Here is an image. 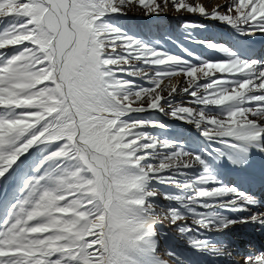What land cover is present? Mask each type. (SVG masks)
Masks as SVG:
<instances>
[{"label": "snow or ice", "instance_id": "obj_1", "mask_svg": "<svg viewBox=\"0 0 264 264\" xmlns=\"http://www.w3.org/2000/svg\"><path fill=\"white\" fill-rule=\"evenodd\" d=\"M127 2L0 0L4 26L0 30V178L29 149L55 145L42 162L41 166L51 162L46 171L24 181L22 198L0 219V264H141L140 256L155 252L152 239L158 221L156 205L149 198L157 193L148 183L159 181L165 171L205 164L199 155L180 150L158 165L144 163L153 158L150 149L171 145L161 144L141 129L163 125L125 117L163 111L161 101L170 98L157 89L166 77L185 75L189 87L183 91L194 103L221 108L218 115L224 119H208L203 110L172 107L169 102L172 117L206 124L202 135L232 147L236 146L233 140L252 142L264 137L261 62L231 59L178 67L186 64L182 57L154 50L104 22L109 14H126L121 6ZM174 5L178 11L218 19L250 34L264 32V0H231L211 12L185 0H174ZM132 61H141L147 70ZM151 69L160 70L149 75ZM124 76L144 78L153 87L136 88L135 81ZM238 76L244 78L229 79ZM199 78L208 82L200 84ZM201 88L205 95H198ZM145 97L147 108L133 107ZM181 157L190 160L181 162ZM197 182H214V178L201 176ZM236 192L220 185L200 188L184 199L209 209L225 206L221 198ZM169 210L173 223L182 219L178 210ZM197 216L199 225L212 226L206 214ZM238 222L264 224V212ZM206 243L193 241L198 248ZM240 264H264V252L245 256Z\"/></svg>", "mask_w": 264, "mask_h": 264}, {"label": "rangeland", "instance_id": "obj_2", "mask_svg": "<svg viewBox=\"0 0 264 264\" xmlns=\"http://www.w3.org/2000/svg\"><path fill=\"white\" fill-rule=\"evenodd\" d=\"M185 2L192 6L198 4L203 5L209 12L217 7L216 5V7L209 8L206 4L202 3V0H185ZM214 3L215 0H209L208 5H213ZM229 3H231V0H225L223 5ZM121 8L126 14H109L104 17V22L121 30L122 34L138 39L141 44L149 46L154 50H160L166 54L182 57L186 61V64L178 67L199 66L208 61H228L231 59L259 61L261 64H259L258 67H264V61H262V58L264 60V39H262L264 38V32L256 31L250 34L245 29L231 27L218 19H209L199 13H191L184 9L178 11L174 5V0H144L143 4L140 3V0H128ZM221 11L226 12L227 10L222 8ZM3 27V25H0V30H2ZM229 28H233L236 32L246 36L252 35L256 36L255 38L260 37L259 39L261 40L255 39L256 41L252 44L250 38L244 37L246 39V41H244L245 39L242 40L234 37L233 31L231 32ZM223 29H225V31L221 32ZM242 41L247 42L249 49L253 52V57L257 60L250 56V53H248ZM209 44H215L219 47L213 49L208 46ZM252 45H256L257 48ZM258 49H261V52ZM132 63L136 64L135 67L137 68H145L147 70V66L141 61H132ZM157 70L160 69H151L149 75H151L152 71ZM219 76L220 74H217V78ZM176 77H179V80L174 82ZM123 78L125 80H134L136 88L153 87L150 82H145L144 78L132 76H124ZM243 78L242 76H238L230 77L229 79L239 80ZM188 80L189 78L185 75L178 74L166 77L160 81V87L157 91H159L163 97L170 98V101L168 99L161 101L164 105V110L162 112L160 111V113H158L156 110L134 112L125 117L126 120L157 121L160 125H163L162 127H145L141 129V131L148 133L149 136L159 141L161 144H163V142H168L171 145L167 148L158 146L156 149H150L149 152L153 154V158L145 161V164L151 163L158 165L164 157L177 150L192 155H199L205 161V164L202 166L197 165L190 168L165 171L160 174L159 181L152 179L148 183V188L150 190H155L157 193L154 197H150L149 199L156 205L155 219L159 221L160 224L158 223L155 225V235L152 239L155 252L149 251L140 256L139 259L141 264H240V261L247 256L250 251L249 248L251 247V245L245 243V241H250V243L251 240H254V242L256 241L253 237V229L256 222H253L252 226L237 227L240 223L238 221H240L242 217H248L254 213L250 208L253 202L257 203L256 212H264V204L261 203V201H264V199H261L264 196L260 194L258 197L257 184L255 182L250 183L249 179L252 180L250 175L246 172L244 173L241 167L238 168L237 163L242 157L241 150H239L240 146L243 145L245 148L242 141L233 140L231 142L236 145L235 147H222V149H218L219 146L214 144L215 150H218V157H216L214 152L205 148L202 139H200V141L196 139L197 134L195 131L199 126L203 129L206 128V124L188 122L190 125L194 126V129H190L188 133V130L181 127L166 125L163 119L158 118V115H156L158 113L167 119L173 118L177 122H186V120L174 118L170 115L172 109L169 108L168 104L171 102L172 107H190L196 112L203 110L208 119L213 117L224 119L223 116L218 115L222 111L221 108L214 106L203 107L193 102V98L183 91V89L189 87ZM206 82L208 81L199 78L200 84ZM173 87L176 88L175 93H172ZM194 90L196 89H190V91ZM198 95H205L202 88L198 90ZM147 99L148 97H145L143 101L134 103L133 107H138L142 104L147 108ZM249 106L251 105H246L245 107ZM254 106L255 102H253V107ZM249 118L254 117L249 116ZM218 142L221 143L220 140H218ZM221 144L226 145L227 143ZM54 149L55 145L51 147H46L44 145L34 146L31 148V152H27L20 157L21 160L11 169L10 175L8 174L0 178V219H3L11 206L22 198L24 181L28 177L39 176L46 171L51 162L41 166L42 162L49 152ZM218 159L222 165H224L226 174L223 167L218 162ZM189 160L190 157L180 158L181 162H187ZM172 163L175 164L177 161H172ZM205 169H207V171H205ZM234 173L245 174L249 179L244 175L239 177ZM206 175L213 177L214 182H197L198 177ZM169 177L171 179L167 180L166 178ZM225 179L228 180L227 183H225ZM185 185H190V187L186 188L184 187ZM220 185L234 187L237 192L233 194V196H240V194H246V196H240V198L236 199L231 205H226V202L232 199L233 196H225L221 198V203L225 206L218 205L206 210L197 208L195 203H192L193 205L191 206L187 200L184 199L185 197L193 195L194 192L200 188H215ZM262 186L263 188L261 189L264 191V185ZM165 196L168 198L165 199ZM5 197L6 200L4 202ZM176 197H180V199H176ZM69 199H71V197H69ZM205 203H213V201L205 200ZM242 208L245 210H242ZM169 209L178 210L179 214L183 216L182 219L173 223ZM201 213L206 214L208 220L211 222L212 226L210 228L206 227L208 230L197 227V225H199L198 220L200 219L197 215ZM229 221L237 222L228 223ZM164 222H166V227L161 224ZM224 224H228L227 227L232 229L229 231L214 232L227 228L222 227ZM180 228H184L185 231H179ZM187 229H191V231H187ZM160 231L162 234L164 231L172 233L171 235H174V239L178 243L175 242L164 245L161 241ZM197 240L207 241L205 247L198 248L193 245V241ZM245 244H247V246ZM233 247L236 248L233 249ZM221 249L223 250L220 251ZM260 250H258L255 255H258L259 252H261ZM198 251H205L206 253L204 254V252ZM241 252H244V255H242ZM251 255L252 254H249L248 256ZM55 258V256L52 257V259Z\"/></svg>", "mask_w": 264, "mask_h": 264}, {"label": "bare ground", "instance_id": "obj_3", "mask_svg": "<svg viewBox=\"0 0 264 264\" xmlns=\"http://www.w3.org/2000/svg\"><path fill=\"white\" fill-rule=\"evenodd\" d=\"M224 2H225V0H215V3L213 5H208L209 0H202V3L206 4L209 8L216 7V5L217 6L223 5ZM252 46L256 47V45H252ZM178 80H179V77H176V79H174V82H176ZM157 112L160 113V111H157ZM221 143H223V142H221ZM242 144H244L245 148L243 147V145L240 146L239 150H241L242 157L239 159V161L237 163L238 168L241 167V170L244 173L245 172L248 173L250 175V177L252 178V180L256 181V183L258 184V186L260 188H263L262 185H264V147H262V146H264V137H261L257 141L242 142ZM242 158H246V159H242ZM260 184H262V185H260ZM263 196H264V194H263ZM261 199L263 200L264 197ZM261 203L264 204V201H261ZM252 224H253V222H248V223H243L242 226L243 227L252 226ZM253 232H254L253 237H254V239H256V241L254 242V240H251V243H250V241L249 242L245 241V243L251 245V247L249 248L250 251L247 254V256L249 254H252V255L256 254L257 251L260 249H261L260 250L261 252H264V249H262V248H264V224L256 222L255 227L253 229ZM247 244H245V245L247 246ZM258 248H260V249H258ZM243 249H245V248H243ZM246 249H248V248H246ZM261 252H259V254ZM242 255H244V252L242 253Z\"/></svg>", "mask_w": 264, "mask_h": 264}, {"label": "trees", "instance_id": "obj_4", "mask_svg": "<svg viewBox=\"0 0 264 264\" xmlns=\"http://www.w3.org/2000/svg\"><path fill=\"white\" fill-rule=\"evenodd\" d=\"M11 199V198H10Z\"/></svg>", "mask_w": 264, "mask_h": 264}]
</instances>
